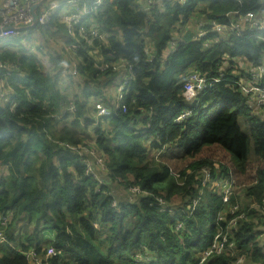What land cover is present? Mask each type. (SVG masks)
Returning <instances> with one entry per match:
<instances>
[{
  "label": "trees",
  "instance_id": "trees-1",
  "mask_svg": "<svg viewBox=\"0 0 264 264\" xmlns=\"http://www.w3.org/2000/svg\"><path fill=\"white\" fill-rule=\"evenodd\" d=\"M184 1L104 0L87 17L93 39L77 37L79 47L68 53L76 60L80 94L60 83L62 54L51 56L44 70L32 50L0 42V60L13 65L8 81L16 101L12 109L0 106V232L17 248L49 264H200L218 234L233 249L214 252L202 264H234L238 257L264 264V106L247 107L232 83L264 65L259 32L237 21L248 12L262 15L264 0ZM59 14L40 30L61 33L69 44ZM211 22L225 29L212 31ZM233 22L238 30L229 29ZM200 28L207 34L196 40ZM224 68L225 79L197 101L185 99L188 73L215 77ZM120 79L127 83L120 102L125 110L114 109L94 131L103 161L98 168L91 159L94 177L84 164L88 155L63 145L90 141L84 133L94 119L87 106L104 100L105 86ZM211 145L227 153L237 176L252 171L244 188L227 180L233 175L228 167L200 155ZM158 159L185 164L171 169ZM159 199L177 211H160ZM44 230L53 232L51 242L43 241ZM49 244L57 255L43 258ZM0 264L29 263L2 244Z\"/></svg>",
  "mask_w": 264,
  "mask_h": 264
},
{
  "label": "built area",
  "instance_id": "built-area-1",
  "mask_svg": "<svg viewBox=\"0 0 264 264\" xmlns=\"http://www.w3.org/2000/svg\"><path fill=\"white\" fill-rule=\"evenodd\" d=\"M104 0H91L87 2V0H0V39L4 41L12 40V45L8 46L10 50H18L19 48H25L28 50L33 49L32 44L34 40L30 37H34L38 35V32H41L40 28L48 27L51 25L53 21V16L55 13H60L59 17L63 24H65L68 35V39H72L73 42L66 44L68 47V52L72 51V49L78 48L79 44L77 43V37L79 40L84 38L87 42H90L93 39V36H90L88 32L86 23L90 21L87 17H92L93 13L101 9V5ZM163 1V0H156ZM144 4H151L154 0H143ZM184 3V0H181ZM34 8V14L36 16V22L33 24V14H32V6L40 4ZM162 8V7H160ZM62 10V11H61ZM240 23L248 22V28L251 31H258L257 38L264 42V18L261 14L255 17L253 13L248 12L245 14L243 18H239L237 20ZM211 30L217 33L222 32L225 28L216 23H209ZM92 28V26H91ZM230 30L239 29V25L236 22H233L229 26ZM98 32L94 29L91 31V35L96 36ZM207 32L203 29H198L194 39L199 40L206 36ZM14 39H19V42L13 41ZM64 37L61 42L64 43ZM57 42H60L57 40ZM215 45L219 43V39L215 38L212 41ZM65 44V43H64ZM30 45V46H29ZM33 45H36L33 44ZM75 65V63H73ZM13 70V65L8 61L0 60V106L1 108L8 107L12 109L16 101L14 99V89L10 85L8 79ZM20 75V74H19ZM248 77L239 78L237 80L232 81L234 85H237L239 92L245 98V102L247 103V107L255 109L256 107L264 106V65H256L251 68L249 73H247ZM226 69H222L217 73L215 77H208L204 75H200L195 72H190L187 74L183 89H184V97L187 101L194 102L197 101V96L202 93L205 89L212 87L215 83L220 82L225 79ZM126 81L120 79L118 81V87L123 92L126 91ZM123 110L125 107L119 104ZM191 111L183 112L181 115L177 117V119H183L185 116L189 115ZM67 146V147H66ZM66 148H69L78 154H87L88 158L84 160V164L86 166V171L88 174L97 176L96 169L92 166V160L98 168H103V162L96 160V157L99 156L96 152L88 154L87 148L81 149L80 147L70 146L68 144L65 145ZM100 157V156H99ZM100 181V180H99ZM229 188L225 187L224 200L227 199V194L229 193ZM130 191L133 194L139 193L140 190L136 187H131ZM158 207L160 211H164L167 213H174L177 211V208L166 207L164 205V201L159 199ZM112 206H116V202L113 201ZM5 224V219L3 218L1 221V225ZM43 234L45 239L44 242L50 240V242L54 238V234L50 230H44ZM264 238V232H263ZM215 243V244H214ZM7 244L12 247V249L16 250L20 254L24 255L28 260L29 264H49L46 261H42L41 257L38 256L33 250H23L21 248H17L13 242H9L3 234L0 232V245ZM232 244L228 243V239L226 236H218V234L214 237V240L210 246V248L205 252V255L208 256L213 252L221 253L223 250L231 251ZM57 255V252L54 248L49 244L46 249L45 255L43 258H51ZM243 257H238L234 264H243Z\"/></svg>",
  "mask_w": 264,
  "mask_h": 264
},
{
  "label": "rangeland",
  "instance_id": "rangeland-1",
  "mask_svg": "<svg viewBox=\"0 0 264 264\" xmlns=\"http://www.w3.org/2000/svg\"><path fill=\"white\" fill-rule=\"evenodd\" d=\"M58 1H63V0H58ZM30 38L34 40L33 44L36 43V45L32 44V47L34 48L31 50L36 54V57L39 60L40 64L43 66L44 70L50 69L48 67L51 66V61H50L51 56L54 55V57H56L57 54L63 55L61 58V62L64 67V70H63V73L61 74V77H63L65 80L69 79V81H65L62 78V80H60V83H62L63 85H71V88L69 89L70 90L69 93L71 95L74 93L80 94V89L79 87H77L79 85L75 84V81L78 78L76 76L77 74L75 73V66L73 65V63H75L76 65V60L71 59V56L68 54L69 52L67 51L68 47L66 46V44L61 42V40L63 39V35L61 33L49 34V33L38 32L37 36L30 37ZM56 40H59L60 42H57ZM3 41L4 40L0 39L1 43ZM1 43H0V46H1ZM36 46H41L42 52L37 51ZM93 53L95 52H92V54ZM65 74H69V77L65 76ZM103 96H104V100H101V99L92 100L91 105L87 106V111L88 112L90 111L89 114L94 119V122H90V124L87 127V131L84 133L86 138L90 139V141H87L83 145H78V147H80L81 149L87 148V150L89 151L88 154H91L98 150L94 144L95 139H96V135L94 134L95 129H97L100 125L103 127L104 123H106L107 119H109V116L112 115L113 110L119 108V104L122 101V97L125 96V93L124 91L122 92L119 89L118 85L111 83L105 86V88L103 89ZM108 102H113L112 107H110ZM90 151H93V152H90ZM200 155L206 156L216 161H220L222 164L228 167L229 170L233 173V175L231 174V176H229L227 180H231V179L234 180V183H236L235 184L236 186L244 188L250 182V179H252L251 170H248V174L242 175L241 177L237 176L236 173L234 174V171H233L234 167H232L233 165L231 164V162H229L230 158L228 157L227 153L219 149L217 146L211 145V146L204 147ZM96 160L103 162L101 157L99 156L96 157ZM158 160L160 163H166L160 159ZM166 164L171 169H174V168L178 169L182 165H184L185 162H183L180 159H172V160H168ZM237 189H241V188H237ZM233 190H235V188ZM117 192H120V191L116 190L115 193L117 194ZM229 195H230V191L227 194V198ZM206 204H207V200L204 199V205ZM170 207L175 208L172 206ZM250 209H257V207L251 204ZM254 218L255 217H253V219ZM208 249L202 252L200 259H199L200 264H202L212 254L211 253L208 256L205 255V252Z\"/></svg>",
  "mask_w": 264,
  "mask_h": 264
},
{
  "label": "water",
  "instance_id": "water-1",
  "mask_svg": "<svg viewBox=\"0 0 264 264\" xmlns=\"http://www.w3.org/2000/svg\"><path fill=\"white\" fill-rule=\"evenodd\" d=\"M41 4H42V3H40V4H37V5H33V6H32L33 24H35V22H36V16H35V14H34V11H33V10H34V8H35V7H37L38 5H41Z\"/></svg>",
  "mask_w": 264,
  "mask_h": 264
},
{
  "label": "crops",
  "instance_id": "crops-1",
  "mask_svg": "<svg viewBox=\"0 0 264 264\" xmlns=\"http://www.w3.org/2000/svg\"><path fill=\"white\" fill-rule=\"evenodd\" d=\"M262 17L264 18V13L262 14ZM13 244H15V243L13 242Z\"/></svg>",
  "mask_w": 264,
  "mask_h": 264
}]
</instances>
